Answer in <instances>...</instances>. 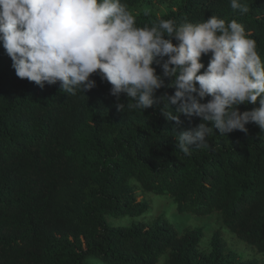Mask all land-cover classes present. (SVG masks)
I'll return each mask as SVG.
<instances>
[{"label": "trees", "instance_id": "trees-1", "mask_svg": "<svg viewBox=\"0 0 264 264\" xmlns=\"http://www.w3.org/2000/svg\"><path fill=\"white\" fill-rule=\"evenodd\" d=\"M122 2L137 26L161 18L197 23L213 14L235 19L264 63V0H247L246 14L230 0ZM210 55L200 58L205 67ZM11 65L0 45V264H264V130L258 125L226 136L213 128L209 147L184 155L175 135L199 117L181 115L177 126L162 106L143 114L118 111L111 85L98 75L91 77L96 87L73 96L59 82L41 88L18 78ZM165 92L174 89L156 95ZM120 99L127 102L123 93ZM258 106L259 98L238 108ZM215 214L223 226L210 248L206 225L181 227L174 217ZM226 231L246 249L229 253Z\"/></svg>", "mask_w": 264, "mask_h": 264}, {"label": "clouds", "instance_id": "clouds-1", "mask_svg": "<svg viewBox=\"0 0 264 264\" xmlns=\"http://www.w3.org/2000/svg\"><path fill=\"white\" fill-rule=\"evenodd\" d=\"M230 6L241 14L250 10L247 0H230ZM0 45L17 77L41 88L59 82L62 92L83 94L96 87L95 74L111 85L118 111L143 114L162 106L177 126L181 115L199 117L197 125L175 135L184 155L192 147H209L213 128L220 136L247 134L250 122L264 130V63L256 41L235 19L213 14L197 23L161 18L137 26L122 0H0ZM209 53L205 67L200 58ZM161 88L174 92L157 96ZM258 98V107L238 108Z\"/></svg>", "mask_w": 264, "mask_h": 264}, {"label": "rangeland", "instance_id": "rangeland-1", "mask_svg": "<svg viewBox=\"0 0 264 264\" xmlns=\"http://www.w3.org/2000/svg\"><path fill=\"white\" fill-rule=\"evenodd\" d=\"M174 217H175V222L181 227H185L186 225H196L198 223H202L206 225L207 226V228L205 229L206 230L205 234L207 239L205 245L206 248H210L209 242L214 231L217 228L223 226L219 220L218 215L216 214L213 216H207L201 218L191 217V216H176V215H174ZM223 236L226 240L227 249L229 253L239 254L241 249L242 250L246 249L245 245L228 231L224 232Z\"/></svg>", "mask_w": 264, "mask_h": 264}]
</instances>
